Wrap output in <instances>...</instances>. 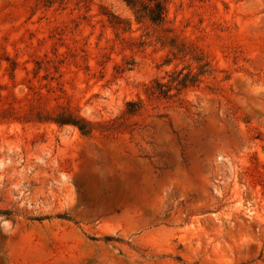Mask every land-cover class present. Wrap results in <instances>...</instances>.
Here are the masks:
<instances>
[{"label": "rangeland", "instance_id": "obj_1", "mask_svg": "<svg viewBox=\"0 0 264 264\" xmlns=\"http://www.w3.org/2000/svg\"><path fill=\"white\" fill-rule=\"evenodd\" d=\"M0 264H264V0H0Z\"/></svg>", "mask_w": 264, "mask_h": 264}, {"label": "trees", "instance_id": "obj_2", "mask_svg": "<svg viewBox=\"0 0 264 264\" xmlns=\"http://www.w3.org/2000/svg\"><path fill=\"white\" fill-rule=\"evenodd\" d=\"M85 1V0H82ZM127 6L131 8L135 17L137 19H146L155 24H161L165 20L166 16V2L167 0H122ZM100 14L105 16L108 23L115 29H126V21L119 16L113 14L108 11L103 5H101ZM182 50L186 49L187 45L185 43L182 44ZM194 60H197L193 57ZM174 80H177V84L181 87H185L188 84H194L197 81V75L187 73L184 74L181 78L177 77ZM156 87L151 90L152 94L157 93L163 97H169L171 86L166 85L164 83L155 81ZM128 113L132 114L137 112L141 107V102L128 101L127 103ZM59 125L70 124L76 126L81 133L89 134L93 129V125L84 120L83 118L74 117L70 114H60L56 118L53 119ZM107 240L113 239L110 236L106 237Z\"/></svg>", "mask_w": 264, "mask_h": 264}]
</instances>
